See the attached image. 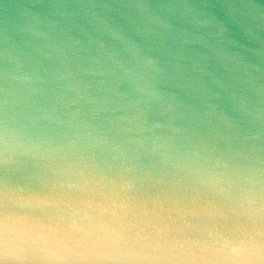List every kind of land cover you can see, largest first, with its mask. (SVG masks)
Listing matches in <instances>:
<instances>
[{
  "label": "water",
  "instance_id": "water-1",
  "mask_svg": "<svg viewBox=\"0 0 264 264\" xmlns=\"http://www.w3.org/2000/svg\"><path fill=\"white\" fill-rule=\"evenodd\" d=\"M255 255L264 0H0V264Z\"/></svg>",
  "mask_w": 264,
  "mask_h": 264
},
{
  "label": "clouds",
  "instance_id": "clouds-1",
  "mask_svg": "<svg viewBox=\"0 0 264 264\" xmlns=\"http://www.w3.org/2000/svg\"><path fill=\"white\" fill-rule=\"evenodd\" d=\"M228 255L234 260L240 261L245 256V249L243 245L232 246L228 250ZM264 260V255H255L251 258L252 264H257L258 261Z\"/></svg>",
  "mask_w": 264,
  "mask_h": 264
}]
</instances>
